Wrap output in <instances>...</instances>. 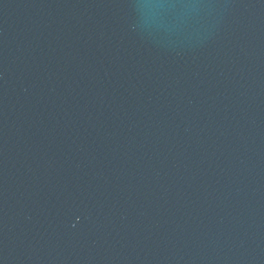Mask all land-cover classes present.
<instances>
[{"label": "water", "instance_id": "95a60500", "mask_svg": "<svg viewBox=\"0 0 264 264\" xmlns=\"http://www.w3.org/2000/svg\"><path fill=\"white\" fill-rule=\"evenodd\" d=\"M0 264H264V0H0Z\"/></svg>", "mask_w": 264, "mask_h": 264}]
</instances>
